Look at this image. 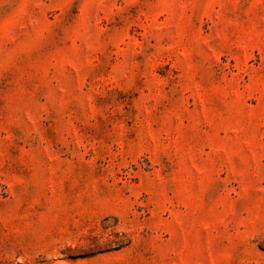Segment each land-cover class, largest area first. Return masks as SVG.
<instances>
[{
  "label": "rangeland",
  "instance_id": "374dc122",
  "mask_svg": "<svg viewBox=\"0 0 264 264\" xmlns=\"http://www.w3.org/2000/svg\"><path fill=\"white\" fill-rule=\"evenodd\" d=\"M0 264H264V0H0Z\"/></svg>",
  "mask_w": 264,
  "mask_h": 264
}]
</instances>
